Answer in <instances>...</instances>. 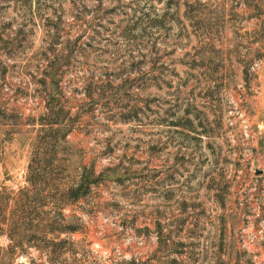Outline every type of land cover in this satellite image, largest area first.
Wrapping results in <instances>:
<instances>
[{
    "label": "rangeland",
    "instance_id": "374dc122",
    "mask_svg": "<svg viewBox=\"0 0 264 264\" xmlns=\"http://www.w3.org/2000/svg\"><path fill=\"white\" fill-rule=\"evenodd\" d=\"M261 124L264 0H0V264H264Z\"/></svg>",
    "mask_w": 264,
    "mask_h": 264
},
{
    "label": "trees",
    "instance_id": "16d2710c",
    "mask_svg": "<svg viewBox=\"0 0 264 264\" xmlns=\"http://www.w3.org/2000/svg\"><path fill=\"white\" fill-rule=\"evenodd\" d=\"M51 108V107H50ZM55 122L50 121L49 124H53ZM66 133V132H65ZM63 134V136L65 135ZM52 161V160H51ZM76 180L70 184L66 185L63 188H61L60 193L62 195V199L59 203H53L52 207L58 210H61L65 205L68 203L77 201L79 199H82L86 197L93 185H96L101 182H105L107 179L111 177L110 173H108V169L99 173H95L93 167L91 166H85L83 164H80L79 166H76L73 168ZM44 168H42L41 171H29L27 174V181L30 184V187L26 188L24 191L25 193H30L33 197L35 196L38 198L39 196H42V194L47 190L46 184H41V181L47 176V172H43ZM11 202L10 198L3 197L2 193H0V233H5L9 237V239L13 240L14 243H17V246L22 247L24 242L31 243L30 237H26L22 239L21 235L19 234L20 238L16 241L13 237V205L9 204ZM26 209H28L30 212H41L44 214H48L51 212L50 210H45L43 207L45 206V203H31L27 202L25 205ZM39 210V211H38ZM27 229L26 227H24ZM42 229L43 235H46L47 233L50 234H56V236H52L50 239H48L46 242V250L48 253H54L56 252L57 248H59L60 245L65 243V239L59 238L60 233H67V232H75L78 229L75 228H69L66 226L62 227H54L52 224L44 225ZM35 236V234L33 235ZM33 238V237H31ZM58 239V240H55ZM37 248H41L39 245H34ZM6 253V251L4 252ZM30 264H37L35 261H31ZM43 264V263H38Z\"/></svg>",
    "mask_w": 264,
    "mask_h": 264
},
{
    "label": "built area",
    "instance_id": "2783aa9c",
    "mask_svg": "<svg viewBox=\"0 0 264 264\" xmlns=\"http://www.w3.org/2000/svg\"><path fill=\"white\" fill-rule=\"evenodd\" d=\"M259 128L264 132V124L259 125Z\"/></svg>",
    "mask_w": 264,
    "mask_h": 264
},
{
    "label": "water",
    "instance_id": "95a60500",
    "mask_svg": "<svg viewBox=\"0 0 264 264\" xmlns=\"http://www.w3.org/2000/svg\"><path fill=\"white\" fill-rule=\"evenodd\" d=\"M256 173L258 174V173H260V171H257Z\"/></svg>",
    "mask_w": 264,
    "mask_h": 264
}]
</instances>
